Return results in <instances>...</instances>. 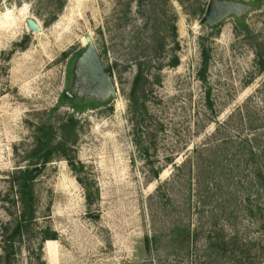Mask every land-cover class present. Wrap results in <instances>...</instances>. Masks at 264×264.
<instances>
[{
    "label": "rangeland",
    "instance_id": "374dc122",
    "mask_svg": "<svg viewBox=\"0 0 264 264\" xmlns=\"http://www.w3.org/2000/svg\"><path fill=\"white\" fill-rule=\"evenodd\" d=\"M205 250L264 264V0H0V264Z\"/></svg>",
    "mask_w": 264,
    "mask_h": 264
},
{
    "label": "trees",
    "instance_id": "16d2710c",
    "mask_svg": "<svg viewBox=\"0 0 264 264\" xmlns=\"http://www.w3.org/2000/svg\"><path fill=\"white\" fill-rule=\"evenodd\" d=\"M63 157L65 158L66 156H63ZM47 160L48 159H45L43 161V163H47ZM65 160L69 161L67 159V157H66ZM185 161H183L177 168H181L184 165ZM70 166H71V169L73 170L71 162H70ZM25 170H22L20 168L15 170L14 174L12 176V180L10 182L11 185H12V188H16L17 189V191L19 193L20 204L22 206L21 211L18 212L19 213V215L17 217L18 222H17L16 228H15V233H17V234H19L20 231L23 229L24 223L29 220V219H25L26 210L28 211L30 216H32V214H33V211L31 210V208H32L31 207L32 206V197H31V193H30L31 187L27 185V180H26L27 177L25 175H30L29 177L33 179V177H36L37 174L39 173V171H37V169H33L31 171H28V172H26ZM158 176H159L158 173H153L152 174L153 178H157ZM48 238H49V236H48ZM153 239L155 240V238L152 237V234L151 235L149 234V250H150V247L152 246V240ZM183 239L184 238H182L180 236H179V238L175 237V238H173L171 240V243H173V242L178 240L177 246L179 248H182V245L184 243ZM45 240H48V239L45 238ZM145 241L147 242V238L145 239ZM181 254H182L181 250L177 248L176 250L173 251L172 256L174 258H176V257H178ZM202 254H203L202 255V259H199L198 262L195 263V264H210L212 256L208 253V250L202 251ZM165 262H166V264H174V262L171 259L170 255L166 256Z\"/></svg>",
    "mask_w": 264,
    "mask_h": 264
},
{
    "label": "water",
    "instance_id": "95a60500",
    "mask_svg": "<svg viewBox=\"0 0 264 264\" xmlns=\"http://www.w3.org/2000/svg\"><path fill=\"white\" fill-rule=\"evenodd\" d=\"M220 9V7H217L216 3L214 1H211L208 9H207V12H206V20H208L209 18H211L212 16H214L216 13H218V10ZM27 25L28 27L34 31V32H38L39 31V26L37 25V23L32 19H27ZM85 42L86 43H90V38L89 36H86L85 37ZM90 57H91V61L95 67V69L97 70L98 72V76L100 78V80L102 81V83L106 86H107V83H106V77H105V74H104V71L102 70V67L98 61V58L97 56L94 54V52L92 51V48L90 47Z\"/></svg>",
    "mask_w": 264,
    "mask_h": 264
},
{
    "label": "bare ground",
    "instance_id": "6f19581e",
    "mask_svg": "<svg viewBox=\"0 0 264 264\" xmlns=\"http://www.w3.org/2000/svg\"><path fill=\"white\" fill-rule=\"evenodd\" d=\"M47 245L50 246V247H52V245H54V243H50V242H48Z\"/></svg>",
    "mask_w": 264,
    "mask_h": 264
},
{
    "label": "crops",
    "instance_id": "0c3cea01",
    "mask_svg": "<svg viewBox=\"0 0 264 264\" xmlns=\"http://www.w3.org/2000/svg\"><path fill=\"white\" fill-rule=\"evenodd\" d=\"M52 243H54V242H52ZM53 246V245H52Z\"/></svg>",
    "mask_w": 264,
    "mask_h": 264
}]
</instances>
